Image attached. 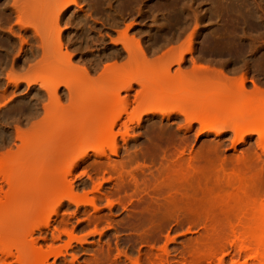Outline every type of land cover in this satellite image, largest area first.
I'll return each mask as SVG.
<instances>
[{
	"label": "rangeland",
	"instance_id": "1",
	"mask_svg": "<svg viewBox=\"0 0 264 264\" xmlns=\"http://www.w3.org/2000/svg\"><path fill=\"white\" fill-rule=\"evenodd\" d=\"M87 1L94 0L79 1L84 11ZM112 1H115L116 24L111 26L100 20L91 33V37L97 40L92 47L94 56L101 62V67L110 65V71L121 72L127 63L128 57L118 41L124 32L142 44L136 68L149 82L162 77L169 57L183 53L190 44L198 46L203 39L211 45V50L222 48V54L236 46L252 48L236 65H224L226 58L223 56L207 57L204 84L195 102L198 111L207 112L211 119L222 124L233 126L241 121L247 122L243 138L230 129H217L201 135L196 123L190 133L194 138L198 136L195 143L196 182L186 191L172 189L173 194L176 192L183 198L193 195L196 208L192 211L172 204L171 199L163 200L161 210L131 221V233H116L119 224L125 225V212L116 211L112 200H104L95 206L89 202L93 194H97L98 184L112 189L113 180L105 176L91 181L84 174L83 164L76 165V160L66 162L64 131L70 122L67 121L70 112L80 108L83 117L100 110L110 111V116L102 120L100 127L101 130L108 129L123 110L130 113L138 107L133 100L140 88L135 85L132 91L121 93L122 97L128 96L130 104L127 107L115 102L79 106L78 101L71 103L66 99L63 89L58 94V101H50L40 85L33 83L39 77L38 70L27 65L11 70L9 65H2L0 247L4 255L9 256L10 264H88L93 262L99 251L105 253L111 246L112 258L118 251L135 257L142 248L154 254H164L166 249L177 264L249 263L246 257L233 256L245 240V232L234 235L230 231L239 225L246 203L264 200V153L258 144L257 134L264 125V108L252 112L255 106H264V0ZM73 15L76 23L84 12L72 6L64 15L61 34L65 41L76 40L77 28L65 24ZM172 27L176 29L177 40L150 54L147 45L151 43L153 34L164 33ZM168 39L170 36L167 35L161 43L165 44ZM16 45H19L18 39ZM76 47L78 44L72 45V49ZM119 51L122 52L121 57L114 58ZM82 52L72 54L74 64L80 60ZM167 52L169 54L165 55ZM94 56L82 58L89 60ZM221 60L222 66L217 63ZM190 67L188 56L182 67L181 85L172 86L166 92L176 93L186 88ZM162 86L153 89L156 94L149 97L148 103H172L173 99L164 100L167 94L160 92L164 88ZM242 86L243 94H239ZM119 89L117 78L92 74L90 85L83 94L99 100L109 99ZM182 120L183 117L179 116L175 121L181 124ZM146 123L144 119L125 138L119 137L118 151L115 154L108 151V156L101 157V160H119L121 147L141 139ZM210 144L217 145L221 155L207 154ZM46 161H52V165L42 179L40 172ZM129 171L124 170V174ZM54 208L58 211L56 215ZM91 214H98L106 221L113 220V224H90L88 216ZM48 220L50 224L45 225ZM62 220L64 225H60ZM176 221L190 222L196 227V232H175L168 237L165 230L175 227ZM204 222L207 228L199 229ZM130 235L136 239L134 251L121 243L116 250V238ZM32 242H36L33 247ZM171 248L178 250L172 252ZM54 252L58 253L56 257L52 254ZM122 260L126 259L122 257Z\"/></svg>",
	"mask_w": 264,
	"mask_h": 264
},
{
	"label": "bare ground",
	"instance_id": "2",
	"mask_svg": "<svg viewBox=\"0 0 264 264\" xmlns=\"http://www.w3.org/2000/svg\"><path fill=\"white\" fill-rule=\"evenodd\" d=\"M79 1L85 0H0V69L2 65H9L11 70L21 65L34 68L38 70L39 77L33 83L40 85V89L46 92L50 101H58V94L63 89L66 91L64 93L66 99L71 103L78 101L79 106L115 102L127 107L130 104L128 96L122 97L121 93H128L137 85L140 92L133 101L138 107L130 113L127 109L123 110L108 129L101 130L100 127L102 120L110 116V111L100 110L87 117H83L81 108L70 112L71 116L67 120L70 122L64 131L66 162L76 160V165L83 164L84 174L91 181L104 179L105 176L113 180L112 189L98 184L97 194H93L89 202L95 206L104 200H112L116 211L125 212L123 219L125 225L119 224L115 229L116 233L121 231L131 233L133 230L131 221L138 216L161 210L163 200L171 199L172 204L182 205L193 211L196 208L193 195L183 198L176 195V192L173 194L172 189L175 188L177 192L186 191L196 182L198 165L195 143L198 136L194 138L190 135L194 125L199 124L198 133L201 135L217 129H230L234 134L241 136L240 138H243L244 127L248 125L245 121L233 126L222 124L211 119L207 112L198 111L199 108L195 107L196 98L201 94L199 91L204 84L207 70L205 65L209 61L206 59L211 55L220 58L223 56L226 58L224 65H236L245 53L252 51V48L236 46L222 54V48L218 51L211 50V45L203 39L198 46L190 44L183 53L169 57L162 77L156 82H149L136 68V60L141 56L143 49L142 44L133 37L129 38L127 32L118 37L123 52L128 57L121 72L110 71V65L101 67V62L94 56L92 47L97 40L91 37L93 26L100 20L111 26L116 24L113 11L115 1H87L85 11ZM72 6L84 12L82 19H78L76 23L75 15L65 22L66 25H74L77 28L75 42L65 41L61 34L64 15ZM167 35L170 39L165 44L161 43ZM177 38L175 27L164 33L155 32L151 43L147 45V50L150 54H155ZM16 39L19 40L18 46ZM74 44H78V47L72 49ZM80 51H83L81 58L74 64L72 54L74 52H77L76 55L80 54ZM121 54V51L116 52L114 58L121 57ZM168 54L169 52L165 55ZM89 55L95 58L89 60L82 58ZM188 56L191 67L190 79L185 83L186 88L176 93L166 92L172 86L181 85L180 78L184 73L182 67L186 64ZM217 63L222 66V60ZM92 74H97V77L117 78L120 89L109 99L99 100L84 96L83 91L90 85ZM160 85L164 87L160 92L167 94L164 100L173 99L172 103H148L149 97L156 94L153 89ZM243 91L242 86L238 92L243 94ZM263 108V105L255 106L252 112H258ZM9 111L13 112L11 109ZM179 116L183 117L181 124L175 121ZM144 119L147 123L142 128L141 139L122 146L119 160L113 161L109 158L101 160V157L108 156V151L115 154L119 148V137L125 138L130 131L139 127ZM257 134L258 144L264 153V125ZM206 152L213 156L221 155L217 145H208ZM51 165L52 161L45 162L40 178L45 179L44 174ZM126 169L130 171L125 175ZM245 208L239 225L233 226L230 231L234 235L245 232L243 234L245 240L233 256L248 258L250 262L247 264H264V200L248 202ZM53 213L55 215L58 213L57 208H54ZM88 222L98 225L113 224V220L106 221L98 214L88 216ZM175 223V227L165 230L168 237L175 232H196V227L190 222ZM49 224L50 221H46L45 225ZM64 224L62 220L60 225ZM206 228L207 223L204 222L199 229ZM135 242L136 239L131 235L126 238L117 237L115 249L118 250V244L121 243L127 244L133 252ZM35 245L36 242H32V247ZM112 250V247L108 246L105 253L99 251L93 262L88 264L178 263L166 249L164 254H154L139 248L135 257L118 251L113 258ZM177 250L178 248H171L172 252ZM52 254L56 257L58 253ZM8 257L0 247V264H10ZM122 257L128 260V263L122 260ZM220 261L222 262V259Z\"/></svg>",
	"mask_w": 264,
	"mask_h": 264
}]
</instances>
